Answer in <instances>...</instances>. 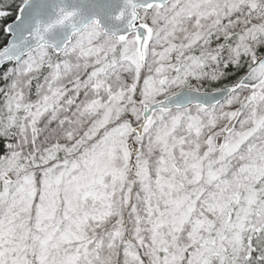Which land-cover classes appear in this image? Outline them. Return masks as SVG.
<instances>
[{"label":"snow or ice","instance_id":"6c2138e0","mask_svg":"<svg viewBox=\"0 0 264 264\" xmlns=\"http://www.w3.org/2000/svg\"><path fill=\"white\" fill-rule=\"evenodd\" d=\"M111 3L0 0V264H264V0Z\"/></svg>","mask_w":264,"mask_h":264},{"label":"water","instance_id":"95a60500","mask_svg":"<svg viewBox=\"0 0 264 264\" xmlns=\"http://www.w3.org/2000/svg\"><path fill=\"white\" fill-rule=\"evenodd\" d=\"M74 6H82L87 17L97 15L109 29L117 27L113 21L108 19L110 12L114 11L111 0H88V3L81 5L80 0H69Z\"/></svg>","mask_w":264,"mask_h":264}]
</instances>
